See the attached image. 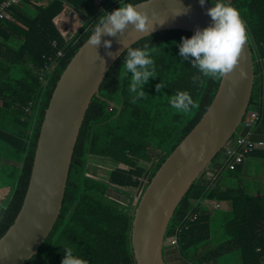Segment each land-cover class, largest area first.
<instances>
[{
	"label": "trees",
	"instance_id": "trees-1",
	"mask_svg": "<svg viewBox=\"0 0 264 264\" xmlns=\"http://www.w3.org/2000/svg\"><path fill=\"white\" fill-rule=\"evenodd\" d=\"M125 2L143 0H20L5 10L7 16L0 20V185L11 182L12 191L0 203V238L23 205L39 131L60 76L90 38L101 11L111 12ZM228 3L246 25L254 62L246 116L259 94L264 96V0ZM192 35L163 31L131 46L147 44L156 69V78H150L145 95L135 102L123 65L126 51L110 68L80 128L60 215L37 253L23 264H61L66 244L87 264H136L134 210L158 169L200 121L220 83L204 77L193 81L196 69L179 56L181 38ZM185 91L195 106L178 112L170 100ZM259 115L249 139L264 143L263 108ZM1 157L14 165L2 163ZM246 158L263 159L264 150L255 149ZM225 162L219 153L175 210L165 242L176 238V244L164 246L165 264H215L232 252L238 253L239 264H264V196L240 187L246 178L243 164L230 170Z\"/></svg>",
	"mask_w": 264,
	"mask_h": 264
},
{
	"label": "water",
	"instance_id": "water-1",
	"mask_svg": "<svg viewBox=\"0 0 264 264\" xmlns=\"http://www.w3.org/2000/svg\"><path fill=\"white\" fill-rule=\"evenodd\" d=\"M138 4L139 10L149 14L154 30L150 27L147 32H139L129 25L123 34L103 36L98 47L89 44L88 39L60 76L39 131L23 205L0 238V264H23L51 233L60 215L86 111L93 97H98L102 80L126 49L158 32L180 30L194 34L197 28L211 23L207 9L213 5L208 2L203 6L199 0ZM183 8L188 11L174 15ZM152 11L157 13L156 19H152ZM104 40L111 41L110 48L104 46ZM254 77L252 52L246 40L238 65L220 79L210 106L158 169L134 210L131 245L136 264H165V234L181 200L233 136H246L247 130L240 124L250 105ZM247 169L245 161L244 175Z\"/></svg>",
	"mask_w": 264,
	"mask_h": 264
},
{
	"label": "clouds",
	"instance_id": "clouds-1",
	"mask_svg": "<svg viewBox=\"0 0 264 264\" xmlns=\"http://www.w3.org/2000/svg\"><path fill=\"white\" fill-rule=\"evenodd\" d=\"M143 2L150 4L152 0H143ZM206 2L208 0H199L201 6ZM212 5L207 9L211 23L203 29L197 28L190 38L182 37L179 44V56L184 61H188L193 69H196L197 74L192 78L194 82L199 81L201 77L219 80L231 73L238 65L242 47L248 38L246 25L237 8L228 3V0H216ZM187 11V8H183V10L175 12L174 15H180ZM151 17L156 19L157 13L152 11ZM129 25L139 32H147L150 27L154 30L149 14L139 10L138 3L125 2L111 12L101 11L90 29L88 43L98 47L103 36L123 34ZM103 43L106 48H110V40H104ZM147 49V44L142 48L128 47L126 49L123 65L126 73L130 74L128 91L134 94L133 102L145 95L144 88L150 78H156L154 61ZM170 105L178 112L184 113L189 112L195 106L190 94L186 91L173 96ZM223 152L221 153L223 154ZM245 161H248L247 158ZM169 245H171V241H169ZM63 253L64 258L61 264H87V261L70 244L64 245Z\"/></svg>",
	"mask_w": 264,
	"mask_h": 264
},
{
	"label": "built area",
	"instance_id": "built-area-1",
	"mask_svg": "<svg viewBox=\"0 0 264 264\" xmlns=\"http://www.w3.org/2000/svg\"><path fill=\"white\" fill-rule=\"evenodd\" d=\"M20 2V0H6L4 3L0 5V20L4 19L7 14L6 11L13 5H16ZM264 64V59L261 60ZM263 81H264V73H263ZM264 109V96L259 94L254 111H251L248 115L244 116L240 126L242 129L247 130V134L245 137L237 136L236 138L230 139L226 146L224 147L223 156L226 158L225 164L228 165L230 170H234L237 165L243 164L246 159V155L252 153L257 147H262L264 144L262 142H254L249 139L254 125L259 118L260 109ZM258 109V110H257ZM216 206V205H215ZM197 219L196 216L190 217V222H195ZM176 244V238L171 240V245Z\"/></svg>",
	"mask_w": 264,
	"mask_h": 264
},
{
	"label": "rangeland",
	"instance_id": "rangeland-1",
	"mask_svg": "<svg viewBox=\"0 0 264 264\" xmlns=\"http://www.w3.org/2000/svg\"><path fill=\"white\" fill-rule=\"evenodd\" d=\"M47 1V0H45ZM82 21L78 24L75 23V28H78L81 25ZM2 147L0 146V150ZM5 158V157H4ZM249 172H251L250 176L248 178H242V184L241 188L244 189L245 192H247L250 195L253 196H264V185H259L258 180L264 182V164L261 163H255L250 161L249 163ZM11 182H9L6 186L0 185V196L2 199V202L11 194L12 188L10 186ZM135 204V203H134ZM219 235L216 234L217 241H220ZM169 245V241L165 242V246ZM171 263V262H170ZM215 264H239V255L236 252L227 253L219 258Z\"/></svg>",
	"mask_w": 264,
	"mask_h": 264
},
{
	"label": "crops",
	"instance_id": "crops-1",
	"mask_svg": "<svg viewBox=\"0 0 264 264\" xmlns=\"http://www.w3.org/2000/svg\"><path fill=\"white\" fill-rule=\"evenodd\" d=\"M80 22H81V20L79 21V23ZM262 149L264 150V148H262ZM1 158H2L1 159V162L2 163L6 164V165H11L12 164L6 157L5 158L4 157H1ZM247 160H248V167H249L250 161L255 162V163L257 162V163L264 164V158L263 159H259V160H253V159L248 158ZM12 165H14V164H12ZM250 174H251V172L248 173V169H247V174L246 175L243 174V176H245L246 178H248L250 176ZM258 183H259V185H264V182L263 181L258 180ZM1 202H2V199H1V196H0V203Z\"/></svg>",
	"mask_w": 264,
	"mask_h": 264
}]
</instances>
